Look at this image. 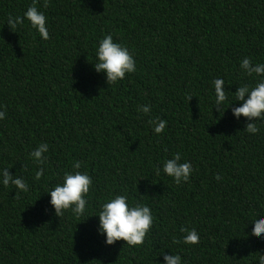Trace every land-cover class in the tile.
I'll use <instances>...</instances> for the list:
<instances>
[{
    "label": "trees",
    "instance_id": "trees-1",
    "mask_svg": "<svg viewBox=\"0 0 264 264\" xmlns=\"http://www.w3.org/2000/svg\"><path fill=\"white\" fill-rule=\"evenodd\" d=\"M33 4L48 17L49 40L27 20L7 24ZM42 4L0 0V168L29 184L27 193L0 185V264H157L161 252L185 264H256L264 239L250 222L264 215V124L248 134V121L232 116L240 102L223 113L212 108V81L225 80L230 100L241 83H253L239 62H264V0ZM109 33L137 66L115 84L92 66ZM142 104L151 105L149 115L137 111ZM150 117L167 121L163 133H153ZM41 142L49 144L48 161L36 180L29 152ZM175 152L193 165L180 185L154 172ZM75 160L93 181L88 210L79 219L57 217L46 191ZM113 194L152 210L143 245H106L97 234L100 203ZM182 227L194 228L200 242L183 243Z\"/></svg>",
    "mask_w": 264,
    "mask_h": 264
},
{
    "label": "clouds",
    "instance_id": "clouds-1",
    "mask_svg": "<svg viewBox=\"0 0 264 264\" xmlns=\"http://www.w3.org/2000/svg\"><path fill=\"white\" fill-rule=\"evenodd\" d=\"M48 2L49 0H43L42 7L47 8ZM25 20L42 40L50 39L48 17L35 4L28 6L22 16L9 15L7 24L16 27L23 25ZM94 59L95 63L92 64L94 71L103 73L107 84L122 81L126 74H132L137 70L136 60L129 48L121 42L114 41L110 33L98 40L94 49ZM239 67L242 75L251 77L253 83H241L235 92H232L233 99L230 100L228 96L230 91L225 87V80L222 77H215L212 81L214 89L212 108L223 113L234 102H240L238 106L231 107L232 116L236 120H240L241 117L245 118L248 122L243 129L246 133L254 135L261 131L257 121L264 124V62L254 63L251 57L245 56L240 60ZM191 97L193 96L188 97V101ZM151 110L149 104L137 106V111L144 115H149ZM5 117V106L0 104V120H4ZM149 124L153 133L160 135L164 132L167 121L160 117H150ZM48 151L49 144L41 142L29 152L30 159L39 166L35 172L36 180L45 174L43 165L48 161ZM182 156V153L175 152L171 158L164 159L162 164L155 166V175L159 176L162 172L170 177L176 185L187 183L193 172V165L191 161L183 159ZM81 166V161L75 160L71 170L63 173L61 182L46 191L50 197L48 203L57 217L63 216L65 212H70L79 219L84 217L88 210L89 200L87 197L90 194L93 181L86 171H79ZM214 178L221 180L222 176L217 174ZM0 185L14 186L18 192L27 193L29 191V184L22 177L10 174L8 167L0 168ZM97 216L99 218L97 234L104 236L106 245L123 240L124 245L128 247L141 246L154 224V216L150 207L130 199L126 194H113L106 198L100 203ZM250 223L252 224L251 232L264 239V215H256ZM180 232L185 233L182 237L183 243L196 245L200 242V235L194 228L182 227ZM159 255H163V260L157 264H185L178 253L163 254L161 252ZM254 260L256 264H264V254H258Z\"/></svg>",
    "mask_w": 264,
    "mask_h": 264
}]
</instances>
